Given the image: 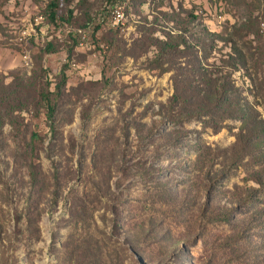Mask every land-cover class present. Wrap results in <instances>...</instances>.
Instances as JSON below:
<instances>
[{"label":"rangeland","instance_id":"obj_1","mask_svg":"<svg viewBox=\"0 0 264 264\" xmlns=\"http://www.w3.org/2000/svg\"><path fill=\"white\" fill-rule=\"evenodd\" d=\"M50 1L0 0L5 95L16 98L7 92L19 91L31 77L49 91L65 78L55 132L35 102L14 112L16 118H0V264H62L59 244L73 229L63 219L71 192L88 190L91 180L102 181L105 174L110 190L82 228L100 250L96 264H264V187L248 180L257 165L249 155L231 161L239 121L227 119L220 128L197 119L158 121V109L174 92V74L188 68L190 58L170 53L164 63L155 61L157 40L192 14L186 33L192 44L203 30L235 41H206L214 46L198 51L202 65L222 66L237 46L247 70H228L264 117L261 0H57L62 21L56 25L46 14ZM102 14L111 51L103 44L97 49L90 39L88 17ZM245 23L256 34L240 29ZM44 48L50 50L41 54ZM33 131L42 137L31 155L37 171L22 164L20 155ZM175 131L181 137L176 145H164L162 135ZM32 171L38 185L45 177L43 189L30 188ZM54 174L60 187L51 206ZM30 195L41 202L31 214L42 210L31 239L21 235ZM83 262L90 264V256Z\"/></svg>","mask_w":264,"mask_h":264},{"label":"trees","instance_id":"obj_2","mask_svg":"<svg viewBox=\"0 0 264 264\" xmlns=\"http://www.w3.org/2000/svg\"><path fill=\"white\" fill-rule=\"evenodd\" d=\"M64 1L69 5L72 0ZM261 2L264 5V0H261ZM46 7V14L53 24L56 25L58 21H62L57 12V0H51ZM69 16L71 17V11H69ZM194 17L192 14L186 13L185 17L181 19V26H174L172 30H166L162 35V39L157 40L156 48L158 52L156 56L158 59H155V61L158 65L164 63L165 57L170 55V53H180L183 56L188 54L190 65L184 71L174 74L172 79L174 92L169 98L167 105L162 104L161 108L158 109L156 118L160 122L168 121L173 124L181 123L188 119H197L202 121L204 127L208 126L211 128H220L222 123L227 119L239 121L238 132L235 135L236 141L233 145H238V148L233 154L234 156L231 161H237L238 158L249 155L253 164H256L257 167L248 171V180L261 184L264 187V117H261L257 109L258 103L255 100V102L249 100V96L245 95L244 91L235 84V80L232 77L233 71L228 70L232 68L235 71L238 67L241 70H247L245 68L247 66L246 57L237 46L233 45L231 46V54H226L227 58L223 60L222 66L205 67L202 65L198 51L201 49H211L218 41L231 43V45L235 41L232 35L226 38L225 36L203 30L197 44H192L189 38H187L186 33L190 32L191 20ZM90 21H93L90 34L92 44L99 50L103 44L108 51H111L112 41L107 38V33L103 30V25L106 24L105 14L100 15L97 19L89 16L88 22ZM251 26L252 24L246 25L245 23L240 29L249 28L251 29L250 33L256 34L255 31L252 32ZM240 29L235 30L234 33H239ZM77 36L74 35L73 38ZM206 41L214 45H208L205 43ZM50 46L48 44V47ZM47 50H50V48H44L41 54L44 51L48 52ZM102 50L104 49L102 48ZM28 80L29 83L24 84L19 91L7 92L8 95L14 94L16 97L14 99H9L5 95L6 91L3 89L2 82H0V118H16V116H11L14 112L20 113L22 110L27 109L28 104L35 102L36 105L34 107L37 110L39 107L43 109L44 115L50 123V129L53 132L56 130L57 125L55 122V113L59 106L57 99L59 100L64 95L63 85L65 78L63 77L61 81L55 84L54 91H49L40 78L31 77ZM22 96L27 99L24 100V103L21 102ZM29 98H33L32 101ZM36 98L37 101L34 100ZM172 132H166L162 135L164 137V145L171 144L175 146V143L181 138L177 134V131H175L176 133ZM38 141L41 142L42 137L37 132H31L30 139L28 142L23 143L25 147L22 154H20L23 157L21 160L22 164L35 170L36 164H34L31 155L33 152L36 153L38 148L36 143ZM3 143L4 140L0 138V147ZM97 161L94 160L92 165L99 169L100 166H97ZM111 161L115 162L116 158L113 160L111 156ZM199 163L204 165L209 163V161L201 159ZM229 165V162L226 163L227 167ZM152 169L156 171V168L151 165L149 170ZM29 176L30 188L34 189L37 187L43 189L46 185L44 176H42V181L38 185L37 172H29ZM106 177L107 175L105 174L103 180L99 182L91 180L90 188L88 190H81V193H79L78 188L72 190V196L67 208V216L63 219L67 222V225H72L73 229L65 235L64 240L59 244L58 262L62 264H84L83 260L90 256L91 263H89L96 264L100 259V250L94 247L95 243L91 242V237L88 236L90 235L89 232L85 228H82L89 225L95 202L97 203L103 198L106 190L107 192L110 190L109 178ZM54 179V197L51 200V206L57 203L56 199L59 194L57 189L60 187L58 186L57 174H54ZM248 193L249 191L245 189L244 194ZM26 201L27 212L23 216L24 229L21 231V235H26L31 239L33 233L32 227H38L36 222L39 219L38 215L42 211L37 210V214L33 215L31 214V208L39 209L38 205L41 202L40 199H33L31 195L27 197ZM110 209L114 210L115 208L111 207ZM20 219L22 217L18 214L16 220L19 221Z\"/></svg>","mask_w":264,"mask_h":264},{"label":"built area","instance_id":"obj_3","mask_svg":"<svg viewBox=\"0 0 264 264\" xmlns=\"http://www.w3.org/2000/svg\"><path fill=\"white\" fill-rule=\"evenodd\" d=\"M114 16H115V15H114ZM116 16H117V17H120V13L117 12V13H116Z\"/></svg>","mask_w":264,"mask_h":264},{"label":"bare ground","instance_id":"obj_4","mask_svg":"<svg viewBox=\"0 0 264 264\" xmlns=\"http://www.w3.org/2000/svg\"><path fill=\"white\" fill-rule=\"evenodd\" d=\"M121 16V15H120Z\"/></svg>","mask_w":264,"mask_h":264}]
</instances>
